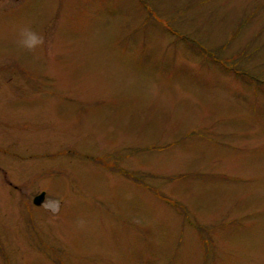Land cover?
I'll return each mask as SVG.
<instances>
[{"label":"rangeland","instance_id":"374dc122","mask_svg":"<svg viewBox=\"0 0 264 264\" xmlns=\"http://www.w3.org/2000/svg\"><path fill=\"white\" fill-rule=\"evenodd\" d=\"M31 7L0 56V264H264V0Z\"/></svg>","mask_w":264,"mask_h":264},{"label":"flooded vegetation","instance_id":"af4514ba","mask_svg":"<svg viewBox=\"0 0 264 264\" xmlns=\"http://www.w3.org/2000/svg\"><path fill=\"white\" fill-rule=\"evenodd\" d=\"M32 1L33 0H0V29H1L0 34H3L5 32L4 34L7 35L4 39L0 38L1 47H2L0 56L5 55V56L13 57L12 56L13 42H14L13 33L16 30L15 24L18 15L17 10L20 11L31 10ZM9 79L12 80V78L8 77V75H6L4 71H0V103H1V86L2 85L5 87L9 86L11 83Z\"/></svg>","mask_w":264,"mask_h":264},{"label":"clouds","instance_id":"9594fccd","mask_svg":"<svg viewBox=\"0 0 264 264\" xmlns=\"http://www.w3.org/2000/svg\"><path fill=\"white\" fill-rule=\"evenodd\" d=\"M19 39L17 40V46L22 50L35 53L38 49H42L45 45V38L42 34L36 32L30 26H24L20 29ZM57 203V207H58ZM87 225V221L84 219H78L75 222L77 229H84Z\"/></svg>","mask_w":264,"mask_h":264},{"label":"water","instance_id":"95a60500","mask_svg":"<svg viewBox=\"0 0 264 264\" xmlns=\"http://www.w3.org/2000/svg\"><path fill=\"white\" fill-rule=\"evenodd\" d=\"M43 198H44V193H41L40 195L34 198L33 203L39 205L43 201Z\"/></svg>","mask_w":264,"mask_h":264}]
</instances>
